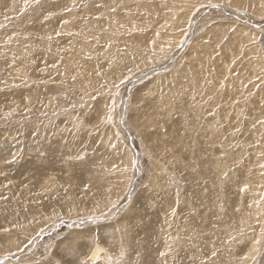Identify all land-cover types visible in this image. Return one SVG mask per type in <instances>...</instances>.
Instances as JSON below:
<instances>
[{
  "label": "rangeland",
  "instance_id": "374dc122",
  "mask_svg": "<svg viewBox=\"0 0 264 264\" xmlns=\"http://www.w3.org/2000/svg\"><path fill=\"white\" fill-rule=\"evenodd\" d=\"M262 120L264 0H0V264H264Z\"/></svg>",
  "mask_w": 264,
  "mask_h": 264
},
{
  "label": "snow or ice",
  "instance_id": "6c2138e0",
  "mask_svg": "<svg viewBox=\"0 0 264 264\" xmlns=\"http://www.w3.org/2000/svg\"><path fill=\"white\" fill-rule=\"evenodd\" d=\"M227 2H228V4L230 5V0H227ZM210 6H212V7H220V5H210ZM113 10H114V9H113ZM73 79H75V77H73ZM107 119H111V117L108 116ZM258 123L264 125V120H262V121H258ZM254 126H255V125H254ZM261 167H264V165H261ZM225 175H227V173H225ZM245 187H246V186H245ZM256 243H259V241H256ZM160 255H161V256H165L166 253L161 252ZM212 255L214 256V255H216V253L213 252ZM247 258H248V257H244V259H247ZM45 264H52V261H51V260H46V261H45Z\"/></svg>",
  "mask_w": 264,
  "mask_h": 264
},
{
  "label": "bare ground",
  "instance_id": "6f19581e",
  "mask_svg": "<svg viewBox=\"0 0 264 264\" xmlns=\"http://www.w3.org/2000/svg\"><path fill=\"white\" fill-rule=\"evenodd\" d=\"M243 15V14H242ZM100 248V247H99ZM99 248H95L94 250V254L92 256H94L93 259H96L97 257H99L103 252H102V249H99ZM104 251V249H103ZM90 257V256H89ZM91 259V258H90ZM89 260V259H88ZM96 261V260H95ZM90 262V260H89Z\"/></svg>",
  "mask_w": 264,
  "mask_h": 264
},
{
  "label": "water",
  "instance_id": "95a60500",
  "mask_svg": "<svg viewBox=\"0 0 264 264\" xmlns=\"http://www.w3.org/2000/svg\"><path fill=\"white\" fill-rule=\"evenodd\" d=\"M215 8H216V7H215ZM236 14L245 17V15H242V14H240V13H236ZM246 16H247V15H246ZM245 18H247V17H245ZM252 26L255 27V28H259V27H260V25H253V24H252ZM89 221H93V220H92V219H89L88 222H89Z\"/></svg>",
  "mask_w": 264,
  "mask_h": 264
}]
</instances>
